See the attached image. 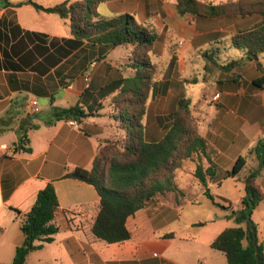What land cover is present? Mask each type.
Here are the masks:
<instances>
[{
	"label": "crops",
	"instance_id": "1",
	"mask_svg": "<svg viewBox=\"0 0 264 264\" xmlns=\"http://www.w3.org/2000/svg\"><path fill=\"white\" fill-rule=\"evenodd\" d=\"M10 1L12 6L0 7V264H12L25 239L24 216L50 182L59 200L53 221L59 232L53 242L31 252L26 264H228L226 255L211 247L234 222L227 213L202 227H196V221L184 226L177 223L187 205L197 204L193 200L196 190L185 191L183 203L170 202L177 204L174 208L159 207L155 200L130 217V240L108 244L95 237L92 229L100 196L92 185L65 175L76 168L91 170L107 138L103 119L109 101L98 93L120 73L112 55L118 48L102 58L99 46L73 35L70 19L38 10L33 4L15 6L24 0ZM65 1L81 0H33L45 8ZM98 12L107 19L131 14L156 31L159 38L151 57L159 70L143 121L146 136L152 141L163 138L173 125L172 113L180 96L187 95L198 130L213 147L219 167L209 187L217 186L221 190L215 195L232 202L235 210L241 209L244 185L221 177L220 172L232 170L240 156L264 141V88L254 84L264 76V53L259 60H248L231 41L233 34L247 27V19L181 15L176 0H104ZM174 56L177 59L171 67ZM209 60L226 68L215 65L209 72ZM216 93L220 99L213 101ZM33 98L40 104L36 115L28 106ZM83 102L90 108L102 103L104 108L98 107L97 116L81 123L45 124L53 106L69 108ZM22 125L27 129L39 126L28 130L26 147L32 148L31 153L16 149ZM257 164L250 157L240 176ZM259 184L264 191V170ZM200 191L205 195V189ZM253 219L264 244V200ZM169 233L175 235L165 237Z\"/></svg>",
	"mask_w": 264,
	"mask_h": 264
},
{
	"label": "trees",
	"instance_id": "2",
	"mask_svg": "<svg viewBox=\"0 0 264 264\" xmlns=\"http://www.w3.org/2000/svg\"><path fill=\"white\" fill-rule=\"evenodd\" d=\"M103 2L65 1L45 8L33 0H24L15 5L33 4L38 10L70 19L73 35L81 42L88 41L93 46H99L102 58L106 59L107 54L117 48L130 51L129 64L120 69L119 75L98 93V97L108 99L109 107L117 111L115 119L124 134L123 140L103 139L91 170L76 168L65 175V178L92 185L100 196L99 211L92 229L95 237L108 244L125 242L132 237L127 227L128 219L152 201L174 193L176 203L180 204L178 194L183 196L184 193L175 183L174 175L184 161L197 157L194 175L205 189V196L215 207L227 211V218L237 225L221 232L211 247L223 252L228 264H264V244L259 239L258 225L253 219L256 207L264 200V191L259 184L264 170V141L260 140L246 156H240L233 169L224 174L225 178H235L245 187L242 208L235 210L232 202L215 195L209 187L219 174V167L213 147L198 130L192 115V102L187 95L180 96L172 113L173 125L167 134L158 140L147 138L143 121L147 114V102L156 88L158 70L151 52L159 36L131 14L110 19L100 16L98 9ZM176 4L181 15L191 14L197 18L236 16L246 20L252 17L246 20L247 27L233 34L232 45L241 50L248 60H259L264 53V0H230L217 4L202 0H176ZM9 6H12L10 0H0V7ZM176 59L174 56L171 67ZM215 65L223 70L226 68L209 60L208 71L212 72ZM254 84L263 89L264 76L255 80ZM86 94L88 91L83 96ZM98 107L104 108L102 103ZM98 107H87L84 102L69 108L53 106L51 117L45 124L52 126L61 120L81 123L86 118L97 116ZM193 120L195 125H192ZM38 127L33 125L27 129L21 126L17 150L32 152L31 147H26L29 143L28 130ZM253 156L257 159V166H252L247 174L240 176ZM58 211V196L54 184L50 182L39 192L34 206L24 216L21 229L25 239L17 248L12 264H26L31 252L54 241L59 232L53 224ZM205 225L206 222H199L195 226ZM174 235L169 233L165 237L172 238Z\"/></svg>",
	"mask_w": 264,
	"mask_h": 264
},
{
	"label": "rangeland",
	"instance_id": "3",
	"mask_svg": "<svg viewBox=\"0 0 264 264\" xmlns=\"http://www.w3.org/2000/svg\"><path fill=\"white\" fill-rule=\"evenodd\" d=\"M203 1L207 2L210 0H203ZM228 1L230 0H222L220 1V3L228 2ZM100 10L101 12L103 11L102 8ZM239 18L242 19L241 17ZM250 18L252 17H247L246 19H250ZM129 54H130V51L124 48H118V50L114 54H112L113 56H115V61H117L116 63L119 64L118 68H120L121 70L123 67L129 64ZM158 70L156 73V78L158 75ZM149 100L147 102V107L149 104ZM115 114H117V111L115 110L114 107L113 108L109 107L106 110L105 118L103 119V123H104L103 127L107 129V138H104V139H108L112 141H122L124 138V134L121 130H119L120 124L115 119ZM192 125H195L194 120L192 122ZM197 163H198L197 157H195L193 160L184 161L182 167L178 169L174 175L175 183L177 184V186L179 187V189H181L183 193H185V191L186 192L190 191V189L192 191L196 190V195H195L196 197H193L194 198L193 200L197 201V204L187 205V208L182 212V215L177 220V223L181 224L182 226H184L185 224H187V222H190V221L207 222L209 220H212V218H215L218 215H222L223 212L229 214L225 210L214 207L212 202L205 195L203 196L201 195L200 189L203 191L204 188H202L203 186H201L200 184L198 186L197 185L198 180L194 178V171H195ZM223 175H224V172L222 170L220 172V176L223 177ZM210 189L213 193H216L218 190L219 191L221 190V189H218L217 186L215 185H212ZM178 197L181 203L185 201L184 194L183 196L178 194ZM175 200H176L175 194L168 193L164 198H160L156 200L155 202H156V205L158 203H161L160 205L158 204L159 207L165 206L166 208H174L177 206V204H171L170 201L174 203ZM172 220L173 218L171 217L169 221L171 222ZM230 226L231 227L235 226V222H231Z\"/></svg>",
	"mask_w": 264,
	"mask_h": 264
},
{
	"label": "built area",
	"instance_id": "4",
	"mask_svg": "<svg viewBox=\"0 0 264 264\" xmlns=\"http://www.w3.org/2000/svg\"><path fill=\"white\" fill-rule=\"evenodd\" d=\"M219 99H220V93H216L213 96V101H218ZM28 106H29L30 112L33 115H36V114L39 113V111H40V104H39V100L38 99H36V98L31 99L29 101V103H28Z\"/></svg>",
	"mask_w": 264,
	"mask_h": 264
}]
</instances>
